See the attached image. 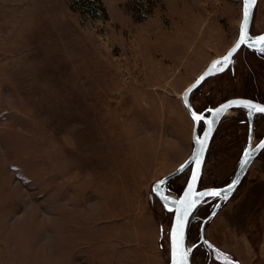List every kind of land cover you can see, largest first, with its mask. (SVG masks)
Segmentation results:
<instances>
[{
  "label": "rangeland",
  "instance_id": "obj_1",
  "mask_svg": "<svg viewBox=\"0 0 264 264\" xmlns=\"http://www.w3.org/2000/svg\"><path fill=\"white\" fill-rule=\"evenodd\" d=\"M102 3L93 18L74 0H0V264L170 262L173 214L152 186L192 152L182 94L236 42L242 0ZM256 90L264 51L242 48L191 100L202 112ZM248 128L240 109L223 118L200 188L234 179ZM263 136L261 114L252 147ZM215 202L193 219L192 264H264V151L202 235Z\"/></svg>",
  "mask_w": 264,
  "mask_h": 264
},
{
  "label": "water",
  "instance_id": "obj_2",
  "mask_svg": "<svg viewBox=\"0 0 264 264\" xmlns=\"http://www.w3.org/2000/svg\"><path fill=\"white\" fill-rule=\"evenodd\" d=\"M259 0H255L252 3L251 0H242V19L239 28V36L234 43V45L227 51V53L220 58H216L208 65V67L191 83L182 94V102L184 107L191 117L194 128L192 133L193 149L189 157L179 165L172 173L163 177L162 179L155 182L152 186V192L159 199L160 203L164 209L173 214V220L169 233V243H170V262L169 264H174V261L181 259L183 257L182 264H192L190 259V250L188 247V227L189 222L197 211V209L209 198L214 196L208 195L212 192H220L221 196L218 198V202L212 213L203 221L202 225V235L204 233V227L207 222L211 221L220 211L225 203L234 195L236 190L241 185L243 179L247 175L253 162L260 156L264 151V136L252 147L253 143V126L254 119L256 115L264 114V112H257L253 109H249L244 105H255L256 107L264 108V103L257 102L248 98H231L214 108L207 109L204 112H198L192 104L191 96L206 80L211 77L223 74L226 72L236 54L242 48L249 49L251 51L259 52L264 49V43H253L254 41H259L261 37H264V32L259 34H252V24L258 5ZM245 12H247V23L245 24ZM242 30L245 31L244 44H240V37ZM239 44V47L237 45ZM235 49V51H234ZM230 56V62L226 65H217L216 69H213V65L217 61H223L225 57ZM223 67V71L220 68ZM203 77V79H201ZM225 105H232L231 107L225 108ZM221 109H224L222 112ZM246 109L249 111V135L248 144L243 153L240 168L235 175L234 179L226 186L223 187H211V188H200L201 180L203 177L204 167L209 152L210 145L212 143L213 137L221 124L223 118L229 111ZM209 115H206V113ZM193 114L201 117L200 120H194ZM201 122L204 124V129L200 132ZM247 162V163H245ZM190 171L188 181L180 196H174L168 190V184L171 180L182 175L186 171ZM195 177V179H194ZM234 186V190H233ZM229 191L230 194L227 200L222 198L225 191ZM203 193V195H201ZM179 252V256L177 255Z\"/></svg>",
  "mask_w": 264,
  "mask_h": 264
},
{
  "label": "trees",
  "instance_id": "obj_3",
  "mask_svg": "<svg viewBox=\"0 0 264 264\" xmlns=\"http://www.w3.org/2000/svg\"><path fill=\"white\" fill-rule=\"evenodd\" d=\"M74 2L76 3L77 5V9L80 10V12H82V14L84 15H89V16H92L93 18H97L99 15H98V12H97V8L95 6V4H99L101 6V10L106 13L105 11V8L103 6V3H102V0H74ZM255 52V51H254ZM244 95H248L247 93L244 94ZM248 99H252L254 101H257V102H262L264 103V96L259 92V90H256V92L254 93V95H252L251 98H248ZM206 109V108H205ZM245 115L247 113L246 109H241ZM264 116V114H263ZM176 180H182L181 177H176L175 179L171 180L168 184V190L171 192V193H174L178 196L181 195L188 179H185L184 181H180L179 185L177 188L174 187V182ZM206 204H208V202L206 203H203L198 209L197 211L194 213V215L192 216L190 222H189V227H188V241H189V237H190V232H191V227H192V223H193V219L196 215V213L201 209L203 208ZM167 212V211H166ZM210 222V221H209ZM202 242H200L201 244ZM190 259L193 263V251H190Z\"/></svg>",
  "mask_w": 264,
  "mask_h": 264
},
{
  "label": "snow or ice",
  "instance_id": "obj_4",
  "mask_svg": "<svg viewBox=\"0 0 264 264\" xmlns=\"http://www.w3.org/2000/svg\"><path fill=\"white\" fill-rule=\"evenodd\" d=\"M251 2L255 3V0H251ZM247 16H248V14H247V12H245V24L247 23ZM245 42H246V40H245V31L242 30L239 43L240 44H244ZM253 43H264V37H261L259 41H254ZM237 47H239V44L237 45ZM234 51H235V49H234ZM261 51H264V49H261ZM229 62H230V56L229 57H225V59L223 61H217L216 64H214L212 67H213V69H216L217 65H226ZM220 70L223 71V67H221ZM201 79H203V77ZM231 106L232 105H225V108L231 107ZM244 106L249 108V109H253V110L257 111V112H264V108H262V107H256L255 105H244ZM223 110L224 109H221L220 111L222 112ZM193 119L198 121V120L201 119V117L193 114ZM261 147H264V145H261ZM245 163H247V162H245ZM194 179H195V177H194ZM233 190H234V186H233ZM229 194H230V192L226 190L223 193L222 198L224 200H227ZM201 195H203V193ZM208 195L214 196V197H219V196H221V193L220 192H212V193H208ZM177 255L178 256L180 255L179 252H177ZM182 261H183V257H181V259H177L176 261H174V264H182Z\"/></svg>",
  "mask_w": 264,
  "mask_h": 264
},
{
  "label": "flooded vegetation",
  "instance_id": "obj_5",
  "mask_svg": "<svg viewBox=\"0 0 264 264\" xmlns=\"http://www.w3.org/2000/svg\"><path fill=\"white\" fill-rule=\"evenodd\" d=\"M207 109H210V108H206V109H204L202 112H204V111H206ZM241 110V109H240ZM247 111V113H246V117H247V121H248V126H249V111L248 110H246ZM206 115H209V113L207 112L206 113ZM259 115H261V114H259ZM263 115V114H262ZM258 115H256V117H257ZM256 117H255V119H256ZM255 119H254V123H255ZM202 125H204L203 124V122H201V125H200V127L202 126ZM253 132H254V126H253ZM248 135H249V128H248ZM212 201H216V202H218V198H216V197H213V198H209L208 200H206L204 203H206V202H212ZM215 202V203H216ZM216 205V204H215ZM215 207V206H214Z\"/></svg>",
  "mask_w": 264,
  "mask_h": 264
},
{
  "label": "bare ground",
  "instance_id": "obj_6",
  "mask_svg": "<svg viewBox=\"0 0 264 264\" xmlns=\"http://www.w3.org/2000/svg\"><path fill=\"white\" fill-rule=\"evenodd\" d=\"M228 113H231V111H229ZM228 113H227V114H228ZM227 114H226V115H227Z\"/></svg>",
  "mask_w": 264,
  "mask_h": 264
}]
</instances>
